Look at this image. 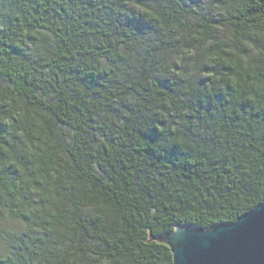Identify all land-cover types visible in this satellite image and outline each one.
I'll return each mask as SVG.
<instances>
[{
    "label": "trees",
    "instance_id": "trees-1",
    "mask_svg": "<svg viewBox=\"0 0 264 264\" xmlns=\"http://www.w3.org/2000/svg\"><path fill=\"white\" fill-rule=\"evenodd\" d=\"M212 3L0 0V264H173L264 198V0Z\"/></svg>",
    "mask_w": 264,
    "mask_h": 264
},
{
    "label": "water",
    "instance_id": "water-1",
    "mask_svg": "<svg viewBox=\"0 0 264 264\" xmlns=\"http://www.w3.org/2000/svg\"><path fill=\"white\" fill-rule=\"evenodd\" d=\"M151 237L170 247L173 264H264V198L232 223L177 224Z\"/></svg>",
    "mask_w": 264,
    "mask_h": 264
},
{
    "label": "rangeland",
    "instance_id": "rangeland-1",
    "mask_svg": "<svg viewBox=\"0 0 264 264\" xmlns=\"http://www.w3.org/2000/svg\"><path fill=\"white\" fill-rule=\"evenodd\" d=\"M195 1V5L196 3H198V7L203 9L204 11H207L208 9L211 11H215L216 9L213 7V3L212 0H194ZM197 7V6H196ZM201 11V10H200ZM192 21H195V19H193ZM2 243L0 242V249L2 248Z\"/></svg>",
    "mask_w": 264,
    "mask_h": 264
}]
</instances>
